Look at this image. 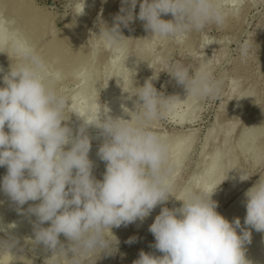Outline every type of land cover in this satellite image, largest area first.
I'll return each mask as SVG.
<instances>
[{
  "label": "clouds",
  "instance_id": "1",
  "mask_svg": "<svg viewBox=\"0 0 264 264\" xmlns=\"http://www.w3.org/2000/svg\"><path fill=\"white\" fill-rule=\"evenodd\" d=\"M122 3L127 5L121 8L123 14L100 33L114 48L122 45L120 25L127 27L134 19L138 0ZM83 10L84 0L77 14ZM169 14L172 19H162ZM228 14L224 0H142L137 18L152 36L169 38L201 31L210 23L222 26ZM0 47L18 58L3 75L0 87V167L7 168L0 190L19 206L40 201L28 211L37 218L35 243L53 251L47 264H60V257L67 264H83L92 253L110 252L117 243L112 227L142 221L171 194L168 144L147 125L163 116L164 110H172L177 97H164L147 80L135 93L142 103L131 120L101 119L99 110L90 114L91 119L84 118V126L74 135L62 123L67 119V98L54 87L43 57L7 25H0ZM247 53L245 44L242 54ZM170 74L188 96L219 95V84L208 73L192 76L177 65ZM88 125L102 129L105 136L98 151L106 164L102 180L92 174L91 142L85 134ZM248 178L243 172L239 179ZM245 197L246 227L239 218L229 222L219 214L211 193L190 192L178 199L182 201L179 208L163 207L149 227L155 238L153 247L162 255L141 251L133 264H250L244 245L251 242L249 228L264 232V179L249 188ZM45 222L50 226L40 227ZM61 234L70 242L67 249L60 242ZM10 247L0 241V251Z\"/></svg>",
  "mask_w": 264,
  "mask_h": 264
},
{
  "label": "bare ground",
  "instance_id": "2",
  "mask_svg": "<svg viewBox=\"0 0 264 264\" xmlns=\"http://www.w3.org/2000/svg\"><path fill=\"white\" fill-rule=\"evenodd\" d=\"M0 1H2L0 3V10L5 13L8 27L10 30L18 32L26 38L43 57L56 90L59 91L70 80L74 82L75 85L73 88L71 87L72 90L67 94L70 98V103L67 105L65 114V118L67 119L64 121V125L68 126L67 121L69 115L74 113L79 117V123L78 125L76 124L78 131L84 126V118L91 119L92 116L90 114H95L99 110L103 118L110 116L113 119L131 120V114L137 111L138 103V97L135 95L138 87L134 90L136 87L133 88L131 85L133 78L144 69H152L155 62L158 59H162L164 53L166 54L169 51L168 44L170 41H178L179 46L181 44L184 48L190 44V41L184 37L186 33L175 37L158 38L152 36L149 30L138 29L139 26L137 27V24L141 21L137 18L139 13V0L133 13L134 19L129 22L127 27L123 24L120 25V31L124 36V40L119 48L108 46L100 35L102 28H111L114 25L115 17L117 16L115 14V6L110 0H99L103 21L97 34L90 37L87 41L85 40L86 43H83L81 40L84 27L80 21L77 22L75 27L71 23L73 20L69 21L59 31L54 25V14L52 15L50 12L44 10V7L42 8L36 5L33 0ZM94 1L96 0H84V7L93 6ZM241 2L242 0H224L226 10L229 14L226 22L222 26L217 25L219 29L227 28L230 26L231 21L235 17H238L242 8L237 6ZM255 2L256 0H249L251 5ZM82 3L83 0L80 3L78 2L73 9L72 12L75 17L80 15L77 13L80 11ZM231 4L235 9L230 8ZM119 7L121 10L122 7H127V5L123 4L122 0H120ZM162 19L168 20L166 16H162ZM94 20L95 17L90 22L93 23ZM0 25H2L1 22ZM45 33H49L50 37L42 41L41 39ZM209 39L208 41H202L201 45L205 48L209 47L211 45L210 41L212 40L209 41ZM157 46H160L159 50L156 49ZM192 46L191 44L190 47ZM223 54L224 51L220 50L218 57ZM2 56L12 61L9 65L15 66L18 62V58L7 48L0 47V58ZM189 56L191 55L189 54ZM200 59H204L205 63L201 66L197 65L196 69H194L195 75L207 73L215 64L207 56L203 55ZM263 65L264 61L262 60L260 67ZM0 67L4 69L1 63ZM242 72L243 68L239 66L234 67L228 78L229 80H226L227 82L225 83L227 86L226 96L231 99L230 111L228 112L231 118L223 122L218 128H215L217 130L213 127L207 128L203 138L201 136V157L197 162L199 168L196 173L194 171L191 175L189 174L185 184L180 187L175 186L176 178L179 176L181 170H183L185 160L189 155L194 141L196 128L184 127L178 132L170 135L167 134L168 136L156 132L167 142L169 147L167 166L170 167V173L168 175V182L171 185V192L175 191L173 202L167 206L169 209L179 208L182 205V201L178 199L187 198L190 192L202 194L211 193V199L218 203L225 192L241 182L239 178L243 172L249 176L251 169L261 162L264 156V104L258 108L256 107L259 100L258 93L260 91L257 79L253 75L244 76ZM223 78L225 77L221 74L218 81L219 84L223 83ZM144 81L145 78H141L140 83L143 85ZM114 83L117 85L113 86ZM2 86L3 74L0 73V87ZM99 89L103 90L102 106L100 108L96 106V96ZM223 104V102L219 104V109L223 108ZM150 124H154V121H151ZM238 125L240 126L235 132ZM96 128L95 125L85 127V134L89 136L91 142L88 155L90 161L93 163L92 174L96 171L97 165L101 161L98 156V151L105 141L103 134L97 133L92 135L90 133ZM246 137L248 139V146L252 147L248 156L245 155V149L240 148L242 139ZM207 143H211L212 146L208 152L206 151L207 153H204V148ZM260 179H264V171L252 180L253 182L247 185L237 197L235 196L227 206L225 205L219 214L229 222H232L235 218H239L241 226L246 227L244 225V218L246 216L245 192ZM220 180L225 181V189L219 190L216 188ZM3 194L6 195L4 192ZM30 203L37 205L40 201H29L23 207H27ZM160 205H157L142 222L147 223ZM33 220L37 222L35 215H33ZM139 222V219H137L134 223H131V227L136 231L142 227ZM49 226L50 222H45L43 225H40V227L45 228ZM249 230L251 231V242L244 245L245 258L250 264H264V232H257L250 228ZM237 231L240 234V230L238 229ZM64 238L65 240L62 244L67 249L70 242L66 237ZM68 257L70 258V253H68ZM59 259L61 262L66 261L63 257Z\"/></svg>",
  "mask_w": 264,
  "mask_h": 264
},
{
  "label": "rangeland",
  "instance_id": "3",
  "mask_svg": "<svg viewBox=\"0 0 264 264\" xmlns=\"http://www.w3.org/2000/svg\"><path fill=\"white\" fill-rule=\"evenodd\" d=\"M33 1L36 5L42 8L44 7L43 9L50 12L52 15L54 14V25L59 31L62 30L69 21L73 20L71 23L74 27L77 25V22L80 21L84 27L81 37L83 43H86L90 37L97 34L103 21L102 9L99 0L94 1L93 6L84 7L83 14H80L78 17H75L72 11L78 2L80 3L82 0ZM110 1L115 6V14L122 15L123 13H121L119 7L120 0ZM139 2H142V0H139ZM0 3H2V1H0ZM248 4H250L249 0H242V2L237 6L242 8L241 12L238 14V17H235L231 21L230 26L225 29H219L216 24L210 23L203 30H201V32L192 31L186 33L184 37L190 41V44L187 45V47H189L188 49L187 47H182L180 44L181 48L178 41H170L168 44L169 51L166 54L164 53L163 58L158 59L152 69H144L139 72L131 81L132 87H136L134 89L136 90L137 87L139 88L144 85L140 83L141 78H145V81L149 79L157 91L164 97H177V102L172 110H164L163 116L153 120L154 124L149 123L150 125H147L148 128L151 127L150 129L152 131L157 133L160 132L162 135L166 136L167 134L170 135L178 132L184 127L196 128L194 141L190 148L189 155L185 160L183 170H181L179 176L176 178V187L184 185L189 177V174L191 175L194 171L196 173L199 168L197 162L201 157V141L207 128H218L223 122L231 118L230 113H228L230 111L231 99L226 96L227 86L225 83L229 80L228 78L234 67L239 66L240 68H243L242 74L244 76L253 75L257 79L260 91L258 93L259 100L256 107L258 108L264 104V65L260 67L262 60L264 61V0H256V2L252 5ZM230 8L235 9L232 4ZM164 16H166L168 20L172 19L170 14ZM93 17H95V20L91 23L90 21ZM0 22L2 25L8 26L5 13L1 10ZM90 23L92 27L90 26ZM142 23L143 21H140L137 24V27L139 26L138 29L140 30L145 29V22L143 24ZM44 35L41 39L42 41L49 39V33H45ZM208 39L209 41L212 39L210 41L211 45L209 46L210 48H205L201 45V42L208 41ZM197 40L200 41L198 42ZM191 44L193 45L192 47H190ZM245 44L248 47V53L246 56L240 54L242 53V49L240 48H243L242 45ZM156 49L159 50L160 46H157ZM220 50H223L224 54L218 57ZM189 54L191 56H189ZM203 55L215 62L212 69L207 71L210 77L217 83L221 74L225 77L223 78L222 84L218 83L220 88L219 95L209 97L188 96L186 88L183 85L178 84L170 72L175 66L180 65L186 68L190 75L195 76L194 69H196L197 65L201 66L205 63L204 59H200ZM10 62L12 61L3 56L0 58V63L4 67V72L2 73L3 75L7 74L9 71L11 67V65H9ZM153 77H155V79H153ZM74 85V82L70 80L66 82L65 86L58 91L59 94H63V96L67 98L68 104L70 103V98L67 94L72 90ZM116 85V83L113 84V86ZM102 91L103 90L99 89L96 96V106L99 108L102 106ZM220 101L224 103L223 108L221 109H219V104L221 103ZM138 103H142L139 101V98ZM101 119H103L102 115ZM67 122L68 127L71 126L70 128L73 130V134H77L78 130L76 128L79 123V117L74 113H71ZM62 123L64 124V121ZM239 126L240 125H238L235 129V132ZM94 130L90 132L92 135L97 133L103 134V132H101L103 130H100V128H96ZM5 131H8V129L5 128ZM211 146V143H207L204 148V153H207L208 150L211 149ZM240 148L245 149L246 156L250 154L252 147L248 146L247 137L242 139ZM105 171L106 164L101 160L98 163L93 176L97 180H102ZM263 171L264 156L262 157L261 162L256 164V166L251 169L247 180L239 182L233 188L225 192L223 196H221V200L217 203V212L219 213L225 205L227 206L235 196L237 197V195H239L241 191L247 187V185H250V183L253 182L252 180H254ZM6 174L7 168L0 167V183H2L3 177ZM216 188L219 190L225 189V181L220 180L217 183ZM174 196L175 191H172L168 200L157 208L159 211L156 210L153 217L150 218L151 220L149 219L147 223L139 220V224L142 227L137 231L131 227V224L126 226L121 225L119 228L112 227L110 230L114 236L112 239H116L117 241V243L113 244L112 250L110 252L102 251L99 253L98 251L92 253L88 257L84 258L83 264H133V262L139 258L141 251L161 256L162 253L153 247L155 244V238L149 231V227L154 222L153 220H155V217L158 213H160L161 209L163 207H167L171 202H173L175 198ZM30 206H35V204L30 203L25 208L23 206H19L13 202L7 194L4 195L3 191L0 190V227L3 228V230L0 231V241H6L11 245L8 251H0V264H47V261L53 256L52 250L46 249L43 244L35 243V230L37 222H34L33 214L28 211ZM13 224L14 227H10V225ZM111 233L108 232L109 236H111ZM130 238H135L134 242L128 243ZM59 239L61 243L65 240L62 234ZM60 264H67V261H60Z\"/></svg>",
  "mask_w": 264,
  "mask_h": 264
}]
</instances>
